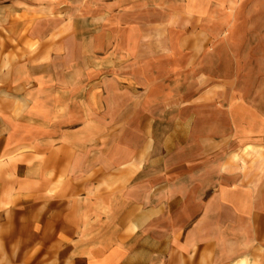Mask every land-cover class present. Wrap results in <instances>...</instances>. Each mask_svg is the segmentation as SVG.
<instances>
[{
  "label": "crops",
  "instance_id": "1",
  "mask_svg": "<svg viewBox=\"0 0 264 264\" xmlns=\"http://www.w3.org/2000/svg\"><path fill=\"white\" fill-rule=\"evenodd\" d=\"M102 2L0 0V264H264V47Z\"/></svg>",
  "mask_w": 264,
  "mask_h": 264
},
{
  "label": "rangeland",
  "instance_id": "2",
  "mask_svg": "<svg viewBox=\"0 0 264 264\" xmlns=\"http://www.w3.org/2000/svg\"><path fill=\"white\" fill-rule=\"evenodd\" d=\"M106 0H99L102 2ZM108 1V0H107ZM110 1V0H109ZM117 4H113L111 8L106 9L103 7L99 8V12H107L112 14L117 13L118 10H121V0H112ZM129 1V0H127ZM104 3V2H102ZM131 5L137 6V4H141L140 9L136 8L135 17L141 18H149L152 19L153 13L157 18L162 20V28L163 30H167L169 26V19L173 22L176 21V26L178 30L186 31V30H195L197 28H201V17L210 16L211 19L209 22L205 24L206 27H210L211 30L217 31L221 30L228 21H232L231 27L235 28V22L239 21V40L242 44V48L240 46L241 52L246 54L248 52V48L250 46H254L255 49L259 50L264 47V0H161L160 8L156 10V12H150L149 8H144L142 3L138 0H131ZM255 3H258L259 6L255 7ZM105 4V3H104ZM116 5V6H115ZM125 6V2H124ZM254 6V7H253ZM143 8V9H142ZM146 10V11H145ZM173 25V23H172ZM227 31L230 30V27L226 28ZM164 33V32H163ZM132 46H135L136 41H129ZM121 41H119V44ZM151 44L146 45L145 49L153 48L156 45L157 41H150ZM155 43V44H154ZM239 43V42H238ZM239 45V44H238ZM169 46V41L167 39L161 40V48L163 52ZM121 51L120 48H118ZM136 56L130 57H122V56H101L102 60H110L114 61L115 64H122L123 62L127 64H132ZM222 57L225 59L224 63H227L226 56ZM221 55L219 56L220 61L222 59ZM239 59V57H236ZM242 64H245L247 61L249 62V54L241 57ZM246 58V60H245ZM253 59V57H252ZM217 60V59H216ZM260 62L259 57L257 62ZM236 64V62H234ZM239 60L237 61V65ZM231 73L233 74L231 67L227 66V70L224 74L227 76V80L231 78ZM137 74V73H136ZM178 85L182 84L185 80V76L178 74V76H174ZM171 78H164L162 82V91L164 93H168V86Z\"/></svg>",
  "mask_w": 264,
  "mask_h": 264
}]
</instances>
